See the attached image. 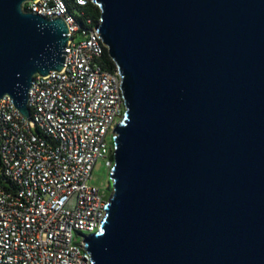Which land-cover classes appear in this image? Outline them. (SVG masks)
Masks as SVG:
<instances>
[{
  "label": "water",
  "instance_id": "95a60500",
  "mask_svg": "<svg viewBox=\"0 0 264 264\" xmlns=\"http://www.w3.org/2000/svg\"><path fill=\"white\" fill-rule=\"evenodd\" d=\"M28 1L0 0V100L31 120L70 39ZM92 1L126 100L92 264H264V0Z\"/></svg>",
  "mask_w": 264,
  "mask_h": 264
},
{
  "label": "built area",
  "instance_id": "2783aa9c",
  "mask_svg": "<svg viewBox=\"0 0 264 264\" xmlns=\"http://www.w3.org/2000/svg\"><path fill=\"white\" fill-rule=\"evenodd\" d=\"M90 3L23 6L63 18L70 40L63 69L34 77L31 120L9 95L0 100V264H92L85 239L99 231L112 188L90 181L99 159L112 160L126 100L118 66L98 33L101 17L84 11Z\"/></svg>",
  "mask_w": 264,
  "mask_h": 264
},
{
  "label": "rangeland",
  "instance_id": "374dc122",
  "mask_svg": "<svg viewBox=\"0 0 264 264\" xmlns=\"http://www.w3.org/2000/svg\"><path fill=\"white\" fill-rule=\"evenodd\" d=\"M110 141V138H109ZM114 165V159L112 155V160L110 157L107 159H99L92 172V180L90 181L91 185L97 187H107L111 183L110 181V172Z\"/></svg>",
  "mask_w": 264,
  "mask_h": 264
},
{
  "label": "trees",
  "instance_id": "16d2710c",
  "mask_svg": "<svg viewBox=\"0 0 264 264\" xmlns=\"http://www.w3.org/2000/svg\"><path fill=\"white\" fill-rule=\"evenodd\" d=\"M84 11L87 15L92 16L96 21L98 20V18L100 17V10L99 8L93 4L90 3L86 8H84ZM80 21H82V19L80 18ZM106 60L108 61L109 65H112L111 60L109 59L108 56H106Z\"/></svg>",
  "mask_w": 264,
  "mask_h": 264
}]
</instances>
